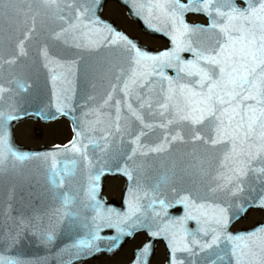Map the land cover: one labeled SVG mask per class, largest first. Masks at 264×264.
<instances>
[{
	"label": "snow or ice",
	"instance_id": "6c2138e0",
	"mask_svg": "<svg viewBox=\"0 0 264 264\" xmlns=\"http://www.w3.org/2000/svg\"><path fill=\"white\" fill-rule=\"evenodd\" d=\"M138 2V14L143 13L146 19L164 26L172 41L170 49L150 54L138 48L101 22L96 13L99 0H0V21L6 3L27 5L15 9L16 23L24 27L14 54L7 58L0 55V69L27 57L28 42L41 34L44 41L37 49V57L48 69L54 86L58 80L70 83L73 73L53 54L49 41L89 52L118 49L122 57L121 63H110L102 70L104 76H110L105 94L100 99L89 95L85 101L86 131L77 120L74 139L63 147L56 146V152L40 156L15 149L7 125L18 117L11 112L5 115L0 108V173L5 165L15 168L26 161L40 160L49 165L51 185L60 189L65 179L75 174L80 161L73 159L71 167L68 163L57 167V156L76 154L90 168L118 154L123 172L132 182L128 189L129 211L121 215L103 208L95 195L99 176L89 174L83 195L85 208L94 212L91 218L94 224L100 219L112 226L115 215L117 226L127 223L129 227H150L143 219L147 209H152L157 217L161 213L167 216L168 207L181 204L187 209L186 214L180 219L170 218L152 233H167L173 254L171 264H185V258L176 253L198 257L190 260V264H264V224L247 232L228 230L237 218L230 216V211L236 208L242 194L256 191L257 183L261 194L253 203L264 207V0ZM188 12L206 15L208 25L188 24L185 20ZM49 22L55 26L49 27ZM183 52L190 53L191 58L182 57ZM168 69L175 75H168ZM9 83L27 90L23 82ZM13 91L0 76V104ZM67 100V95L62 102L58 97V111L62 114L69 107ZM178 144L193 146L187 153L190 161L184 171L191 174L195 169L201 177V186L177 187L173 179L175 162L169 169L171 175L166 171L155 183H145L143 178L153 161L166 158L175 151L173 145ZM90 145L92 157L88 154ZM97 150L101 155H96ZM166 193L174 194L173 200ZM55 196L59 206L51 207L44 215L50 220L76 219L77 215L71 211L74 197L66 192H57ZM146 199L149 202L143 204ZM246 210L241 204L237 214ZM13 219L14 228L9 227L6 232L0 229V251L18 243L24 232L35 230L44 239H53V233L43 229L40 213L32 217L21 214ZM189 220L196 222L195 230L186 227ZM92 236L99 239L94 233ZM75 246L91 247V241H79ZM0 264H21V261L0 255Z\"/></svg>",
	"mask_w": 264,
	"mask_h": 264
},
{
	"label": "water",
	"instance_id": "95a60500",
	"mask_svg": "<svg viewBox=\"0 0 264 264\" xmlns=\"http://www.w3.org/2000/svg\"><path fill=\"white\" fill-rule=\"evenodd\" d=\"M107 1L99 0L96 7V13L101 22L110 25L115 32L123 34L134 42L138 48L147 52L143 45L135 38L128 36L123 30L118 29L115 23L102 19V9ZM24 7H27V5H9L7 3L4 5V17L0 21V29H2L0 30V55L5 58L14 54L17 39L21 36L24 27L23 24L18 25L16 23L17 13L15 9ZM129 14L136 18L134 8L129 9ZM40 24L41 22L38 21V26ZM54 26L49 22V27ZM43 41V34L38 39L30 40L27 45L29 49L27 57H21L14 66L3 65V68L0 69V76H2L5 85L14 89L11 94H6V97L10 96V98H6L0 104V108L4 110L5 115L11 112L18 117L11 120L7 125L10 142L20 152L39 154L40 156L56 152V146H43L40 148L22 146L15 137L14 129L16 125L27 119L50 122L65 118L71 124L74 137L76 135L74 128L77 120L80 121L81 129L86 131L87 125L84 112L88 110L85 107L87 97L95 95L97 99H100L107 90L106 82L110 78V76H104L102 70L110 63L122 62L118 49H101L99 52H89L66 48L49 41L53 54L59 56L66 63V67L72 69L73 73L69 77L70 83L58 80L54 86L48 69L42 66L41 60L37 57V49ZM73 61L76 63H72ZM57 71L62 70L58 69ZM10 80L25 83L27 90H21L16 83L10 84ZM72 89H74V92ZM54 92L56 95H54ZM65 95L68 96L67 103L69 107L65 108L62 114L58 111V97L62 102ZM88 103L94 102L88 101ZM178 147L186 152V155L182 157V163L181 158L177 161L178 158L171 155H166V158L163 159H155L152 167L148 170V175L143 178L145 183L149 185L155 183L166 171L171 175L169 169L175 162L176 176L173 179L176 186L181 185V178L185 187L196 188L201 186V177L196 174L195 169L191 170V174L184 171L190 161L187 153L192 151L193 146L191 144L173 145L175 150ZM88 154L90 157L93 156L91 145ZM96 155H101L99 150L96 151ZM56 159L57 167H63L65 163H68L71 167L73 159L80 161L77 164L75 174L66 178L60 189H56L51 185L49 165L40 160L26 161L23 165H18L15 168L5 165V170L0 173V229L6 232L9 227L14 228L15 220L13 218L18 219L21 214L25 217H32L36 213H40L43 216V229L53 233V239L47 240L42 237L39 231L24 232L21 234L18 243L4 248L3 251H0V255L5 258H16L21 261V264H82L88 260H96L101 256H114L136 235L145 233L147 235L146 241L141 247L134 250L132 258L127 264H150L155 252L156 240L162 236L161 233L152 235L160 227L158 225L155 229V220L158 224L160 221H165L166 216L163 213L157 217L152 209H147V214L143 219L144 223L150 225V227H129L127 223H119L117 226L118 220L115 215L111 220L112 226H109L108 222L100 219L94 224L91 219L94 212L85 208L84 201L86 197L83 193L88 185L89 174H91L99 176V179L95 181V195L96 200L100 202L103 208H111L114 213L119 212L121 215L129 211L128 189L132 182L124 174V165L119 160L118 154L115 158H109L106 163L101 161L90 168L80 160L78 155L73 153L61 154ZM107 177H123L125 179L124 195L120 203H111L104 196V180ZM204 179L207 180V177ZM254 186L256 191L251 193L246 191L242 194L236 208L233 209L237 218L251 208H264L253 203L261 194L260 185L257 183ZM57 192H66L74 197L71 211L77 215L76 219H57L53 217L50 220L47 215H44L51 207L59 206L60 201L55 196ZM166 195L169 197L168 193ZM148 202L147 199L142 201L143 204ZM241 204L247 210L237 214V209ZM155 210L160 211L159 204L155 205ZM149 215H151V218H148ZM96 224H100L101 227L97 228ZM163 225L164 223H162ZM252 229L241 230L237 233L251 231ZM129 232H131V235L127 234ZM93 233L99 239H93ZM79 241H91V247H76L75 244ZM145 248H147L146 252L144 251Z\"/></svg>",
	"mask_w": 264,
	"mask_h": 264
},
{
	"label": "flooded vegetation",
	"instance_id": "af4514ba",
	"mask_svg": "<svg viewBox=\"0 0 264 264\" xmlns=\"http://www.w3.org/2000/svg\"><path fill=\"white\" fill-rule=\"evenodd\" d=\"M181 3H188V0H181ZM138 6H139L138 0H137V3H134L133 0H108V2H106L103 6L101 16L103 20L115 23L118 29L123 30L128 36L135 38L136 41H138L141 45H143V47H145V50L149 53L159 54V53H162L170 49L172 47V41L170 39V36L165 34V31L163 30L164 26L157 23L154 20L150 21L146 19L143 13L138 14L137 12ZM132 8L136 10V18L132 17L129 14V9H132ZM108 10L109 12L111 11L113 16L115 15L121 18L123 21H125V23L132 26L133 29L136 30V34H132L127 29L120 26L118 21L113 16H108L107 15ZM185 20L190 25H208L209 23L206 15L201 14V13H195V12L186 13ZM181 55L185 59L191 58V54L187 52H183L181 53ZM167 72H168V75L170 76L175 75V72L172 69H168ZM60 120L67 121L66 119H55L50 122H43V121L35 120V119L25 120L24 122H22L16 127L15 129L16 138L18 140L16 130L24 124H29L30 126L32 125V127L36 129L37 134L40 135L44 127L50 124H55L59 122ZM67 123L69 124L70 130H71V138L63 144H58L56 143V141L53 142L52 144L41 142L38 145H25L20 140H18V142L27 148H40L43 146L66 145L70 141H72L74 137V133L72 131L70 123L68 121ZM29 131L30 129L29 130L27 129V131H25L27 133V136H28ZM185 154L186 152L183 149H180V147H178L170 155L177 157L178 158L177 161H179V159L181 158V163H182L183 161L182 157ZM108 181H111V182L117 181V184H115L114 186V190H113L114 194L112 197L108 194ZM125 185H126V181L123 177H107L104 180L103 194L106 196L109 202L114 203V204L120 203L124 195ZM181 186L185 187V185L183 184L182 178H181V185L177 187H181ZM173 196L174 194H169V197L167 198L169 200H173ZM232 210L230 211V216L232 215L236 216L235 211L234 210L232 211ZM166 211H167V216L165 217V221H160V223L158 224L157 220H155V229L156 227H158V225H160L161 227L162 223L164 224L167 223V221L170 218H175V219L182 218L186 214L187 209H185L184 206L181 204H175L172 207H168ZM261 223H264V208L259 209V210L251 209V210H248L245 214L241 215L239 218H235L230 223L228 230L231 233H237L238 231H241V230L252 229ZM186 227L189 230H195L198 226L196 225L195 221L189 220L186 223ZM161 234L164 238L161 236V238H158L156 240L155 252L151 259L150 264H171V259H172L173 254L170 251V245H169V240L167 239V233L161 232ZM138 236H144V241L141 243L142 245L145 242L147 236L144 233L138 234L136 237ZM176 255L184 257L185 264H190V260L192 259H198V257L189 258L187 253H176Z\"/></svg>",
	"mask_w": 264,
	"mask_h": 264
},
{
	"label": "rangeland",
	"instance_id": "374dc122",
	"mask_svg": "<svg viewBox=\"0 0 264 264\" xmlns=\"http://www.w3.org/2000/svg\"><path fill=\"white\" fill-rule=\"evenodd\" d=\"M107 15L113 16L111 11L109 12V10L107 12ZM113 17L118 21L120 26L127 29L130 33L136 34V30L133 29L132 26L128 25L127 23H125V21H123L121 18H119L115 15ZM21 123L22 122H20L19 124H21ZM19 124H17L16 127ZM16 127H15V129H16ZM15 129H14V131H15ZM27 129L28 130L30 129V131L28 132V136L26 137L23 133L25 131H27ZM16 134H17L18 140H20L25 145H38L41 142L52 144L55 141L58 144H63L71 138V130H70L69 124L65 120H60L59 122H57L55 124H50V125L44 127L43 131L40 135L37 134L36 129L33 128L32 125L30 126L29 124H24V125L20 126L16 130ZM115 184H117V181H112V182L108 181V194L111 197L114 194L113 190H114ZM246 219H247V217H246ZM143 241H144V236H138V237L135 236V238H133L132 241L127 243L114 256H111V257L101 256V257L97 258L96 260H88L82 264H127L131 260L133 251L136 248L140 247V245Z\"/></svg>",
	"mask_w": 264,
	"mask_h": 264
},
{
	"label": "bare ground",
	"instance_id": "6f19581e",
	"mask_svg": "<svg viewBox=\"0 0 264 264\" xmlns=\"http://www.w3.org/2000/svg\"><path fill=\"white\" fill-rule=\"evenodd\" d=\"M23 134H24L25 136H27V133H26V132H24ZM257 210H259V209H257Z\"/></svg>",
	"mask_w": 264,
	"mask_h": 264
}]
</instances>
